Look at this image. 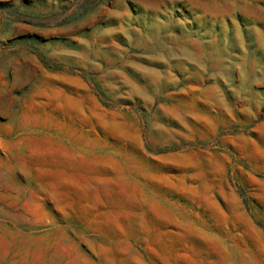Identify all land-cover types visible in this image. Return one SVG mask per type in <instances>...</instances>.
Returning <instances> with one entry per match:
<instances>
[{
  "label": "rangeland",
  "instance_id": "1",
  "mask_svg": "<svg viewBox=\"0 0 264 264\" xmlns=\"http://www.w3.org/2000/svg\"><path fill=\"white\" fill-rule=\"evenodd\" d=\"M0 264H264V0H0Z\"/></svg>",
  "mask_w": 264,
  "mask_h": 264
}]
</instances>
